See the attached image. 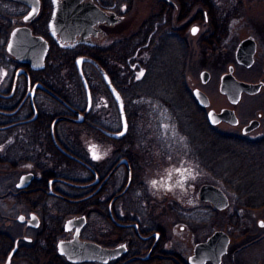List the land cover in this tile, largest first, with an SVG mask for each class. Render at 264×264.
I'll return each mask as SVG.
<instances>
[{
  "label": "flooded vegetation",
  "instance_id": "af4514ba",
  "mask_svg": "<svg viewBox=\"0 0 264 264\" xmlns=\"http://www.w3.org/2000/svg\"><path fill=\"white\" fill-rule=\"evenodd\" d=\"M130 1L0 0V156L6 157L2 164L10 168L27 167L5 193L10 194L16 205L25 206L26 213L20 214L24 219L18 220V215L16 220L28 235L10 236L13 249L21 248L19 258L32 264H189L196 244L206 241L214 231L227 233L225 229H210L204 220L209 212L225 209L200 200L198 191V200L208 204V211L198 208L191 198L181 207L183 202L177 195L171 197L169 190L182 188L181 184L161 185L172 181L170 176H163L157 185L160 191L155 195L159 200L160 196L166 198L164 208L176 218L172 227L167 225L160 215L150 212L152 200L144 190L146 184L140 169L149 161L144 156L155 157L154 152L161 149L157 146L161 128L151 121L148 128L145 126L147 115H154L147 101L172 107L168 97L176 93L178 82L167 76L151 79V68L160 73L176 68L179 63L185 72L190 50L188 34L197 36L201 26H209L208 9L201 10V14L197 10V15L191 17L192 7L187 15H180L177 0H159L158 9L138 27H142L141 35L154 27V59L145 56L136 61L130 52V36L135 32L117 39L112 37V28L123 20ZM93 5L104 13L103 19L93 15ZM83 12L90 13L88 20L82 21ZM56 14L59 19L53 21ZM149 18L154 19L153 24L147 22ZM193 27L198 28L195 34L191 32ZM207 36L208 31L196 39L205 52H208ZM104 75L123 103L127 121L123 135H118L120 111ZM181 84L185 88L182 79ZM178 114L181 121L176 118L177 129L186 136L183 147L194 160L192 151L196 145L189 133L191 128L182 111ZM252 119L241 126V135L237 137L244 138L254 131L242 133ZM82 135L88 139L83 141ZM92 146L99 159L93 158ZM25 175H30L28 185L17 188ZM227 198L226 209L242 212L241 207H230L233 200L229 195ZM263 207L264 203L259 209ZM196 211L205 215L201 214V219L195 222L193 216L200 217L194 215ZM31 215L36 216V226L27 223ZM72 218L82 220L66 226ZM263 218L259 221H264ZM258 226L262 228L259 223ZM250 235L247 242L237 240L231 245L233 238L228 234L229 244L218 264H245L240 261V254L263 240L264 232L254 231ZM175 238L185 242L184 248L179 246L180 252L173 243ZM78 241L109 250L122 248L106 262H74L61 253L60 245L61 250L73 254L77 252L74 245ZM21 243L25 244V251ZM13 256L11 263L18 258ZM204 264L216 263L208 259Z\"/></svg>",
  "mask_w": 264,
  "mask_h": 264
},
{
  "label": "rangeland",
  "instance_id": "374dc122",
  "mask_svg": "<svg viewBox=\"0 0 264 264\" xmlns=\"http://www.w3.org/2000/svg\"><path fill=\"white\" fill-rule=\"evenodd\" d=\"M119 1V0H118ZM129 8L124 14L123 20L112 28V37L114 39L127 36L136 32L142 21L149 15L154 13L155 9L161 5L159 0H131L128 4ZM233 5V4H232ZM236 7V6H234ZM238 8V7H236ZM202 6H195L190 16L197 15V10H204ZM153 11V12H152ZM152 12V13H151ZM209 30L208 25L201 26L197 36L205 33ZM190 42V50L187 58V68L184 72L183 79L185 81V88L183 92L187 94L183 95L182 89L179 93H171L172 98L168 97L169 105L172 107H164L158 103H149L148 108L154 115H147L145 126H149L148 122L151 121L153 126H158L160 129L157 146L161 150L155 151V157L144 156L147 158V162L140 167L143 175V182L145 185V192L150 196L149 200H152L150 206L152 207L153 214L160 215L162 220L167 222L170 227L176 221L172 211H168V208H164L166 198L160 196V200L156 198L155 193L160 191L157 189V185H160L159 180L161 177L170 176L171 180L168 183L161 185H178L175 184L177 180H182V188H171V197H178L179 201L183 202L181 207L187 203L186 199L191 198L198 208H203L208 211V204L201 203L197 197V191L200 185L203 183L217 184L205 170H202L197 163L191 158L190 153L183 147L186 136L178 131V124L175 120L178 118L181 121V117L177 112L182 111V115L186 118L185 122H188V127L201 126V124H207L211 129L226 134H233L236 136L241 135V126L245 124L249 119H258L260 124L253 132L247 134L244 138H255L264 134V0H252L244 1L243 7L237 11V14L231 19V23L228 26L227 34L224 39H221L215 50L212 52H205V50L197 45V36L188 34ZM246 37H253L257 44L255 61L252 67L246 68L239 65L234 60V50L240 40ZM214 46V45H213ZM233 65V74L238 80L247 82H262L263 86L258 93L253 95L242 94L240 101L236 104H231L227 98L221 94L218 90L220 76L227 72L228 66ZM202 70H207L210 73V77L207 83H201L199 74ZM193 88L201 89L210 100V107L215 111H219L223 107L231 108L235 111L239 123L238 125H231L229 123L221 122L215 126L209 124L206 119L207 108L201 110L196 104L194 97L191 98V91ZM160 90V89H159ZM182 94L183 97L180 96ZM169 95V96H170ZM194 106L200 110L199 120L193 116L191 120V107ZM193 115H197L195 109ZM158 121H155V119ZM205 122V123H204ZM161 123V124H160ZM148 128V127H147ZM188 130V129H187ZM192 136L193 133L189 132ZM205 134V133H204ZM204 135L203 137H205ZM242 137V136H241ZM88 138L82 135V140L86 141ZM210 141L208 137L205 138ZM204 139H197L196 143L201 144L203 147L208 145L203 144ZM156 148V147H155ZM165 153L167 157L164 158ZM142 157L144 154H142ZM189 169L188 172H184L182 175L176 172V169ZM27 170L26 165H19L16 168H10L9 165L0 164V231L11 235L13 238H20L28 234L23 233V227L16 219L20 214H25V206L16 205L10 197L1 196L7 190L12 189L14 183L17 181L20 174ZM261 179L253 177V183L246 185V188L253 192L255 195L264 197V187L258 185V181ZM153 181L157 184L154 187ZM166 187V186H165ZM167 188V187H166ZM222 188V187H221ZM223 189V188H222ZM225 191V190H224ZM227 195H229L227 193ZM184 200V201H183ZM154 201V202H153ZM230 207H233L230 204ZM155 208V211L153 210ZM235 208V206L233 207ZM264 208V207H263ZM250 208L242 210V212L233 211L231 209H225V211L206 214L205 222L210 229H225L226 232L233 238L231 245L237 240L242 243L247 242L250 234L257 231L259 234L264 232V227L259 228L258 221L264 217V209ZM209 209H211L209 207ZM199 210V209H197ZM231 210V211H230ZM238 213V215H237ZM200 215L193 220L199 221L202 215L205 213L196 211L194 215ZM202 214V215H201ZM198 219V220H197ZM234 219V221H232ZM264 219V218H263ZM178 229V227H176ZM209 229V230H210ZM199 235V233H197ZM179 246H185V242L181 239L175 238L174 242ZM23 245V243L19 244ZM181 250H179L180 252ZM245 264H264V238L258 243H254L250 248H247L243 254L239 256ZM225 261H228L226 257ZM11 264H32L30 261L24 258H17L12 261ZM41 264V262L37 263Z\"/></svg>",
  "mask_w": 264,
  "mask_h": 264
},
{
  "label": "trees",
  "instance_id": "16d2710c",
  "mask_svg": "<svg viewBox=\"0 0 264 264\" xmlns=\"http://www.w3.org/2000/svg\"><path fill=\"white\" fill-rule=\"evenodd\" d=\"M180 15H187L192 7L202 6L208 9L209 14V30H208V50L212 52L216 49L218 42L224 39L227 34L228 26L231 23L233 16L237 14L240 8L243 7L245 0H177ZM252 1V0H246ZM233 4V5H232ZM238 8H236V7ZM202 12L200 11V14ZM147 22L153 24L154 19L149 18ZM142 27L139 28L133 35L130 36V52L131 57L136 61L142 60L145 56L154 59V27H150L145 35H141ZM143 40V41H141ZM214 45V46H213ZM180 48V47H179ZM178 48V57L181 56V51ZM212 50V51H211ZM152 64V61H151ZM153 66V65H152ZM132 72V71H130ZM184 70L181 64L178 63L174 69L162 70L160 73H155L151 68L150 78L156 79L160 77L176 78V93L182 89L181 79H183ZM183 95L187 96L183 92ZM181 97L182 94H180ZM185 96V97H186ZM197 115H193V110ZM191 120L193 116L199 120L200 110L194 106L191 107ZM205 123V122H204ZM193 133V158L199 166L204 169L219 186L233 200V207H241L243 210L257 208L264 203V197L255 195L250 192L246 185L253 183V177L260 178L258 185L264 187V134L256 139H247L230 134H220L213 129L201 124V126L191 127ZM205 133V134H204ZM206 135L205 137H203ZM208 137L210 141L205 138ZM204 139L203 144L208 147H198L197 139ZM243 145V146H239ZM5 156H0V164L3 163ZM8 158V157H7ZM4 165V164H2ZM1 196L10 197L9 193ZM13 238L0 231V261H4L10 251L13 249ZM25 251V244L22 246ZM21 248L15 251L13 258L20 256Z\"/></svg>",
  "mask_w": 264,
  "mask_h": 264
},
{
  "label": "water",
  "instance_id": "95a60500",
  "mask_svg": "<svg viewBox=\"0 0 264 264\" xmlns=\"http://www.w3.org/2000/svg\"><path fill=\"white\" fill-rule=\"evenodd\" d=\"M71 1V0H68ZM72 7V6H71ZM92 13L93 15L96 14L97 17H100L99 19H103L105 17L104 13L100 11L95 5L92 6ZM74 14V13H72ZM82 15V21L85 19L88 20L90 13H80ZM59 19V15H55L53 21H57ZM70 21H75V18H69ZM57 23V22H56ZM198 30L197 27H193ZM192 28V29H193ZM192 32V31H191ZM193 34V32H192ZM257 44L253 37H246L243 38L238 42L236 45V48L234 50V60L237 64L242 65L243 67L250 68L253 66L255 61V54H256ZM26 56V55H25ZM22 57V56H21ZM24 58V57H22ZM26 58L22 59L25 60ZM233 65H229L227 72L223 73L220 76L218 90L221 94L225 95L227 100L231 104H236L240 101L241 95L243 93L253 95L255 93H258L262 86V82H247L243 80H238L233 75ZM105 82L110 89L111 93L113 94L118 107L120 111L121 116V132L125 133L127 128V121L124 116L123 112V103L120 97V94L118 91L113 87L111 82L109 81V78L105 76ZM210 77V73L207 70H202L199 74V78L201 83H207ZM83 84L85 87V94L87 96V99H89V90L86 84V81L84 78H82ZM192 95L199 106L202 108H208L210 106V100L208 96L199 88H194L192 90ZM80 122L81 120H77ZM207 121L210 125L215 126L221 122H226L231 125H237L238 124V118L234 112L233 109L224 107L220 109L219 111H215L214 109H209L207 111ZM259 120L258 119H252L247 125H245L242 128V133L247 134L256 128L259 127ZM118 133V135H121ZM30 180V175H25L21 177L20 181L17 183L16 187L19 189L25 188ZM19 185V186H18ZM199 198L202 201H209L214 205L216 208L223 210L226 209L229 205V201L227 198V195L224 193V191L217 185L214 184H203L198 189ZM23 217V215H20L18 217V220ZM34 217V219H33ZM35 220V222H34ZM79 220V218H72L69 219L66 222L67 225H74ZM37 219L35 215H31V218L27 221L30 225H37ZM262 221H259V225H261ZM229 236L227 233L217 230L214 231L204 242L198 243L195 246L194 255L189 258V264H204V262L208 259L213 260L214 263L218 264L220 262L221 256L225 253L227 250V246L229 244ZM74 247L77 249L76 253L68 254L67 252L61 250L60 245V251L61 253H64L68 256V259L74 262L83 261V260H89V261H99V262H106L109 257H115L121 252L122 246H118L114 249H105L101 246L90 243V242H77V244L74 245ZM16 250V247L11 250V252L6 257L5 261L0 262V264H10L12 255L14 254ZM74 255V256H70Z\"/></svg>",
  "mask_w": 264,
  "mask_h": 264
},
{
  "label": "snow or ice",
  "instance_id": "6c2138e0",
  "mask_svg": "<svg viewBox=\"0 0 264 264\" xmlns=\"http://www.w3.org/2000/svg\"><path fill=\"white\" fill-rule=\"evenodd\" d=\"M28 18H29V17H27V16L25 17L26 20H27ZM192 32H193V34H195V33L197 32V29H196V28H193V29H192ZM9 47L11 48V45H10ZM143 75H144V73L141 72V73H140V76H143ZM137 78L139 79V77H137ZM120 134L123 135L124 133L121 132ZM94 148H95V146H92V147L90 148V151H92V153H93V158H94V159H99L100 157H99V155H97V153L95 152ZM28 167H31V165H29ZM176 172H177L178 174H180V175H182L184 172H188L189 175L191 174V173H190V170H189V169H186V168H185V169H176ZM170 176H171V174H170ZM152 183H153V186H154V187H155L156 184H157L156 181H153ZM176 183L182 185V180H178ZM18 186H19V185H18ZM169 190H171V188H169ZM20 219L23 220L24 218L21 217ZM33 219H34V217H33ZM260 226H261V227H264V221L261 222V225H260Z\"/></svg>",
  "mask_w": 264,
  "mask_h": 264
}]
</instances>
